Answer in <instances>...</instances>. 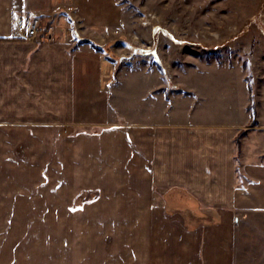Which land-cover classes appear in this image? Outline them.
I'll return each instance as SVG.
<instances>
[{
	"label": "crops",
	"instance_id": "0c3cea01",
	"mask_svg": "<svg viewBox=\"0 0 264 264\" xmlns=\"http://www.w3.org/2000/svg\"><path fill=\"white\" fill-rule=\"evenodd\" d=\"M21 13L46 32L18 35ZM130 14L121 0H0V215L56 218L46 249L74 250L66 264H236L240 224L264 214V123L249 126L248 104L239 117L234 101L219 119L176 120L182 94L162 83H148L142 117L118 114L105 34L115 39Z\"/></svg>",
	"mask_w": 264,
	"mask_h": 264
},
{
	"label": "rangeland",
	"instance_id": "374dc122",
	"mask_svg": "<svg viewBox=\"0 0 264 264\" xmlns=\"http://www.w3.org/2000/svg\"><path fill=\"white\" fill-rule=\"evenodd\" d=\"M121 1L130 10L129 22L116 33L115 39L109 40V34H105L106 40L112 41L110 56L116 63L113 83L121 90L117 93H120L118 114L126 118L142 117L139 111L148 109L142 99L148 83H162L166 87L161 91L165 90L168 96L175 88L182 94L174 111L176 120L187 115L194 118V113L200 111L202 118L219 119L231 113L226 107L234 101L239 103V117L243 113L247 115L242 111L243 103L248 104L250 114V106L256 111L249 126L259 115L264 123V0ZM149 65L159 68L161 74L143 78L142 67ZM249 83L253 88L252 101ZM192 104L199 109L194 108L191 114L193 108L189 105ZM168 105L169 102L160 103L157 117L163 115ZM47 190L40 186L42 194ZM96 194L93 190L87 191L86 207L94 204L91 199ZM90 218L85 219L87 227L94 223ZM72 220L77 218H70L71 226ZM51 223L54 232L61 231L56 218L0 215V264H64V261L66 264L73 259L74 250L46 249V226ZM54 235L59 241H53L62 243L61 234ZM91 235L92 231H87L86 254L94 252ZM73 237L75 234L69 240L70 247L77 245ZM236 254V264H264V214L243 219L237 233Z\"/></svg>",
	"mask_w": 264,
	"mask_h": 264
},
{
	"label": "built area",
	"instance_id": "2783aa9c",
	"mask_svg": "<svg viewBox=\"0 0 264 264\" xmlns=\"http://www.w3.org/2000/svg\"><path fill=\"white\" fill-rule=\"evenodd\" d=\"M15 24L18 35L25 39H34L46 32V28L41 19L29 17L25 13H21V15L15 19ZM124 60L122 56V61Z\"/></svg>",
	"mask_w": 264,
	"mask_h": 264
},
{
	"label": "trees",
	"instance_id": "16d2710c",
	"mask_svg": "<svg viewBox=\"0 0 264 264\" xmlns=\"http://www.w3.org/2000/svg\"><path fill=\"white\" fill-rule=\"evenodd\" d=\"M79 42H81V43H90L96 50H99V51H103V49L101 48V47H99V46H97V45H95L91 40H89V39H82V40H80ZM248 88H249V92H250V100L252 101V100H254V94H253V88H252V85L249 83V86H248ZM250 110H251V116H252V118L254 119L255 117H256V111L254 110V108L252 107V106H250ZM253 125L252 126H255V125H257L258 124V121H257V118L253 121ZM245 133H247V130H245V131H243L241 134L242 135H244ZM241 135V136H242ZM236 142H237V144L239 145L240 143H239V137L236 139Z\"/></svg>",
	"mask_w": 264,
	"mask_h": 264
}]
</instances>
